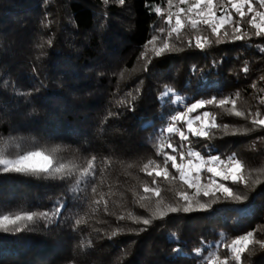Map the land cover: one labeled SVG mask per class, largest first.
<instances>
[{
	"label": "trees",
	"instance_id": "trees-1",
	"mask_svg": "<svg viewBox=\"0 0 264 264\" xmlns=\"http://www.w3.org/2000/svg\"><path fill=\"white\" fill-rule=\"evenodd\" d=\"M223 3L231 10L227 0ZM253 5L264 11L258 0ZM155 7L163 14H157ZM167 7V0H125L123 6L114 0L108 4L103 0H0V138L61 145L62 157L79 158V162L95 155L98 192L111 188L114 193L106 196L111 214L103 211V204L92 213L91 185L73 198L70 181L0 173V209L5 212L54 211L63 205L61 216L53 222L37 220L20 232L0 230V264H69L70 260L77 264H201L208 251L227 253L215 248L221 232L231 239L258 228L257 239H264V177L255 189L222 181L247 196L244 201L221 199L207 211L170 213L148 226L133 222V217L150 215L133 194L145 195L141 185L151 186L153 179L140 168L149 159L162 163L154 147L158 130L173 110L182 108L157 100L164 84L173 86L186 102L239 91L238 108L253 113L259 108L264 115V105L258 103V97L264 96L258 91L264 88L260 80L264 37L213 43L200 50L188 48L186 39L201 33L185 28V43L180 44L185 50L154 58L149 70H143L144 61L138 57L146 42L160 34L157 29ZM232 15L239 19L234 10ZM250 15L243 21L245 31H254L247 25ZM202 34L210 35V30L203 29ZM245 64L247 73L241 71ZM253 82L256 89L251 87ZM137 85L141 92L134 110L118 105ZM205 110L217 113V123L241 132L225 135L213 129L212 140L189 134L193 148L222 158L235 152L249 168H264V141L258 139L264 129L243 133V128L253 127L248 120L214 106L198 111ZM170 139L178 150L188 144L177 135ZM165 151L177 155L179 162L177 153ZM105 157L112 164L101 174ZM169 170L176 174L170 162ZM157 179L166 203H175V193L186 190L179 180ZM156 199L152 197L150 206ZM85 213L88 223L74 226L75 219ZM120 215L125 219L118 220ZM117 228L121 233L110 239ZM142 228L146 230L139 231ZM89 241L91 247H81ZM252 247L256 250L245 254V264H264V249ZM196 248L205 251L197 255Z\"/></svg>",
	"mask_w": 264,
	"mask_h": 264
},
{
	"label": "snow or ice",
	"instance_id": "snow-or-ice-1",
	"mask_svg": "<svg viewBox=\"0 0 264 264\" xmlns=\"http://www.w3.org/2000/svg\"><path fill=\"white\" fill-rule=\"evenodd\" d=\"M118 5L123 6L125 0H114ZM179 4L188 5L187 8L180 7L176 13H171L165 18V24L168 25L167 35L162 39L160 35H153L144 45L138 59L144 61L143 70L148 71L149 65L154 58L163 57L172 53L184 51L180 44L185 43L182 39L186 35L184 29L190 27L192 30H197L201 34L187 36L186 45L188 48H196L204 50L210 47L213 43L220 44L229 40H244L255 37H264V11H258L254 8L253 0H227V4L231 6V10L227 9L223 0L217 3V0H178ZM261 8H264V0H258ZM103 3L108 4L109 0H103ZM169 8L173 5V0H167ZM246 6V11H245ZM151 7V6H150ZM219 9L220 14H217ZM157 14H163L160 7H155ZM237 14L239 19H234L232 11ZM182 14L184 19H182ZM247 25L254 31H245L243 21L246 16ZM175 15V24H172V18ZM203 26V28L201 27ZM231 28V32L228 31ZM203 29L210 30V35H203ZM159 33H164L165 28L157 29ZM223 35L224 39H221ZM174 37V39H173ZM211 37H215L213 40ZM194 41V43H193ZM51 41H49V44ZM260 51H264L261 48ZM195 68V66H193ZM247 73L249 68L247 64L241 69ZM123 76V73H121ZM264 80V76L260 77ZM143 81H140L142 84ZM253 89L257 88L256 82L251 84ZM264 92V88L258 89ZM141 92L139 85L134 91L127 93V96L118 100L117 104L126 106L128 110H134V102ZM240 99V92L237 91L233 95H212L208 98H199L194 101L186 102V98L179 95L176 89L170 84H164L163 90L159 92L157 100L162 105H182L181 110H173L172 114L167 117L168 122L159 129L158 143L156 155L162 156V163L155 159H149L142 165L140 171L149 177H153L151 186L148 183L141 185L143 193L140 195L134 192L138 197L137 203L148 209L150 215L147 217H133L129 213V217H133L134 223H142L145 226L151 225L153 220L164 219L170 213H193L203 212L212 208L223 199L224 201H244L247 196L242 195L239 191L229 186L222 181H230L232 185H243L245 188L255 189L256 186L262 183L264 177V168H249L244 161L237 157L234 152L226 158L221 155L202 154L191 146L189 134L193 137L202 138L204 140H212L214 138L213 129L222 130L225 135H236L241 132L239 128H231L227 123H217V113L213 111H202L208 106H214L229 116L243 118L248 120L252 128H243V133L264 129V115L259 108L253 113L251 109L245 111L237 107V102ZM258 103L264 105V96L258 97ZM193 113H197L193 115ZM114 113H109V116ZM181 125V126H178ZM231 128V132L229 129ZM173 135L179 136L181 141H187L188 144L180 145V149L171 142ZM264 141V136L258 137ZM186 147V151L184 150ZM207 147V145H205ZM165 148L172 150L170 154L165 151ZM62 152L61 145L47 147L39 142H25L23 140H4L0 138V173H16L25 176H43L61 181H70L73 184L71 191H82L79 186L82 182L87 181L91 184V193L93 194L91 204L89 205L91 212L96 213L100 210V205L103 204V211L106 214L108 210V199L114 195L109 188L107 193L98 192L99 184L97 173V157L95 155L90 158H85L83 162H79V158L67 159L60 155ZM169 162L171 169L175 170L173 174L169 170ZM104 167L100 169L102 174L104 168L112 164L110 157H105L102 161ZM132 167V165H128ZM210 175H203V174ZM173 183L179 180L186 186V190L177 191L175 193L178 198L175 203H166L162 197V189L158 179ZM100 180V183H103ZM188 190H193L191 193ZM151 194V195H147ZM152 197L157 199L152 204ZM204 197L206 199H201ZM147 201L148 203H142ZM61 207L57 206L54 211H16L5 212L0 209V230L3 231H23L28 224L34 223L37 220L45 222H53L54 217L61 216ZM88 213L75 219L74 226L85 225L88 223L86 218ZM118 220H124L125 217L120 215ZM142 228L139 231H144ZM122 229L117 228L112 231L109 238H113L121 233ZM258 228L247 231L242 235L228 239L227 234L221 232L220 240L215 244V248H223L227 253L223 256L218 251H208L204 255L201 264H245V254L251 255L256 249L252 247L258 245L260 249H264V239H257ZM173 239H177L175 233L171 234ZM82 248L91 247V242L87 244L82 242ZM211 247V246H209ZM197 255H200L205 249H194ZM69 264H77L75 260H70Z\"/></svg>",
	"mask_w": 264,
	"mask_h": 264
},
{
	"label": "rangeland",
	"instance_id": "rangeland-1",
	"mask_svg": "<svg viewBox=\"0 0 264 264\" xmlns=\"http://www.w3.org/2000/svg\"><path fill=\"white\" fill-rule=\"evenodd\" d=\"M218 3L221 2V0H217ZM180 7H184V8H187L188 5H183V4H179L178 0H173V5L171 6V8H169V6L163 11L165 12L164 15L162 16V20H161V24L160 26L165 28L166 31L164 33H160L158 35L161 36V38L163 39L166 35H167V29H168V25L165 24V18L167 17V15L169 14V12L171 13H176L178 8ZM182 19H184V16L182 14ZM172 24L174 25L175 24V15H173V18H172ZM160 27V28H161ZM186 28H189V27H186ZM91 184H89L87 181L85 182H82L79 186V188L82 190V191H77V192H73L71 191L70 189V194L72 195L73 198H77L80 194H83L85 193L89 187H90Z\"/></svg>",
	"mask_w": 264,
	"mask_h": 264
}]
</instances>
